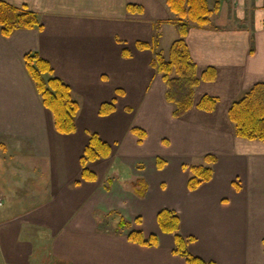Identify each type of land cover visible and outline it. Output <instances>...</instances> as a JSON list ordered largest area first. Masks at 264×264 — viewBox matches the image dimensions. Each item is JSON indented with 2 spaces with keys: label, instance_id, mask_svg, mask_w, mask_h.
Masks as SVG:
<instances>
[{
  "label": "crops",
  "instance_id": "obj_1",
  "mask_svg": "<svg viewBox=\"0 0 264 264\" xmlns=\"http://www.w3.org/2000/svg\"><path fill=\"white\" fill-rule=\"evenodd\" d=\"M5 1L35 12L42 28L0 33V142L7 148V155L0 152V264H37L50 254L59 264H187L172 252L173 235L156 222L161 208L178 213L179 233L194 238L193 255L216 264H264V141L237 137L227 116L233 101L264 80V0H221L217 10L208 0L209 23L190 28L186 42L198 75L213 67L216 77L199 82L192 108L176 118L151 65L152 48L136 46L151 45L159 34L156 50L167 56L178 32L167 22L157 31L153 26L174 18L166 0ZM127 4L142 11L130 12ZM28 52L48 60L70 85L79 103L73 133L53 128L24 66ZM205 95L215 99L211 111L197 106ZM111 99L115 110L100 116V104ZM133 126L146 131L141 143ZM89 132L112 147L109 158L89 164L96 174L117 151L134 163L150 162L149 169H136L121 188L111 175L108 188L80 180ZM209 155L216 161L206 162ZM157 157L165 161L161 169ZM193 157L204 158L212 176L189 190L186 166ZM142 177L140 194L132 183ZM34 179L41 181L27 184ZM118 206L131 222L139 217L136 229L145 239L155 234L157 244L129 241L132 225L113 234L98 229L95 210Z\"/></svg>",
  "mask_w": 264,
  "mask_h": 264
},
{
  "label": "trees",
  "instance_id": "obj_2",
  "mask_svg": "<svg viewBox=\"0 0 264 264\" xmlns=\"http://www.w3.org/2000/svg\"><path fill=\"white\" fill-rule=\"evenodd\" d=\"M221 0H214L213 10L219 8ZM169 10L174 18L165 21H156L154 29L157 31L163 22L172 24L178 37L169 46L167 56L157 51L159 34L154 35L152 44L137 41L138 49L152 48L154 53L151 60L152 67L161 75L165 84V97L173 105L172 116L180 117L193 106L194 89L200 81H212L216 77V71L209 67L199 76L196 63L193 61L186 37L193 26L203 27L209 23L212 9L208 0H166ZM130 12H141L142 7L135 4H127ZM264 24V18H263ZM41 29L42 24L37 14L25 5L16 6L5 0H0V33L7 37L16 29ZM124 56H129L127 48L122 51ZM25 69L32 80L34 87L41 99L43 106L49 111L53 128L60 134H71L76 130V118L79 103L74 99L69 84L54 75L50 62L42 58L37 52H28L23 57ZM215 99L203 96L197 106L200 109L211 111L214 108ZM115 110V99L102 102L98 109L100 116H106ZM229 121L232 123L234 134L243 139L264 141V80L252 84L242 95L232 102L227 111ZM139 143L146 137V131L139 127H131ZM112 155V147L104 141L96 132L88 133V141L79 157L80 180L96 181L97 174L89 168V164L99 159H107ZM208 163L216 161L215 156H205ZM156 164L161 169L165 161L161 157L156 158ZM187 187L196 189L212 176V168L209 165H189ZM110 183V178H107ZM76 184L79 181L75 182ZM144 180L139 178L132 183L134 190L145 192ZM108 188V187H106ZM141 223L139 217L135 219ZM156 222L164 233L172 234L174 248L172 252L184 258L187 264H216L213 261H205L188 250V244L193 237H185L179 233L180 218L176 211L169 208H161L156 215ZM128 221L120 218L117 228H122ZM127 238L139 245L152 246L157 244L155 234H150L147 239L143 237L141 230H131Z\"/></svg>",
  "mask_w": 264,
  "mask_h": 264
},
{
  "label": "rangeland",
  "instance_id": "obj_3",
  "mask_svg": "<svg viewBox=\"0 0 264 264\" xmlns=\"http://www.w3.org/2000/svg\"><path fill=\"white\" fill-rule=\"evenodd\" d=\"M119 42L120 40L117 39ZM159 51L162 52L161 49H159ZM164 53H167V50H164ZM158 146H153V150H157ZM0 149H1V155L2 153H4L5 155H7V148L4 146L3 143L0 142ZM162 158V157H161ZM188 161H190V164L192 165H204L205 164V160L204 158H189ZM102 167L98 168L97 167V186L99 187H108V185L110 183H108L107 181V177L108 175H111V177L113 178V180L115 179V181H117V188H121V187H127L129 185V182L131 180H133L135 178V170L136 169H149L150 167V162L148 163L146 160H143V164H138L137 162L134 163V161L132 160V157L130 156V154H121V152H116V158L114 159L113 162H111L110 164L108 163V161H103L102 163ZM107 165L109 166V170L106 171V167ZM206 165V164H205ZM141 177V176H139ZM144 182H145V178L142 177ZM141 178V179H142ZM41 181V179H34V180H29L27 182V184H29V182H34V184H39ZM26 190L23 191L22 194H24ZM7 204V203H6ZM6 206V205H5ZM9 210L13 211V210H18L20 208H18L17 206H8ZM96 212H94V218L96 220L97 225L99 226L98 229L103 230V231H107V234H113L114 232H121L122 230H124L125 232L129 230V228L131 227V225L133 226V228H135L134 230H139L136 228H139V226L136 223L135 220H132L133 222H131V219H129V217L125 216L123 214V208H121L120 206L116 207V208H112L111 211H107V212H102V210L97 211V209L95 210ZM123 217L125 220L128 221V224H126L124 227L122 228H117L118 226V222L120 220V218ZM132 223V224H131ZM104 226V227H102ZM102 227V228H101ZM32 230V229H31ZM149 237V236H148ZM39 248V246H38ZM34 264V263H32ZM37 264H59L58 262H56V260L54 261V259H52L51 254L47 256V260L46 262L42 261V262H37Z\"/></svg>",
  "mask_w": 264,
  "mask_h": 264
},
{
  "label": "built area",
  "instance_id": "obj_4",
  "mask_svg": "<svg viewBox=\"0 0 264 264\" xmlns=\"http://www.w3.org/2000/svg\"><path fill=\"white\" fill-rule=\"evenodd\" d=\"M225 1L235 2V1H237V0H225ZM2 205H3V200H2V198L0 197V206H2Z\"/></svg>",
  "mask_w": 264,
  "mask_h": 264
}]
</instances>
